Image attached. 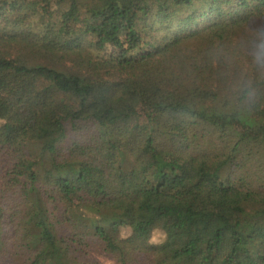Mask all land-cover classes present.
Instances as JSON below:
<instances>
[{"label":"trees","instance_id":"16d2710c","mask_svg":"<svg viewBox=\"0 0 264 264\" xmlns=\"http://www.w3.org/2000/svg\"><path fill=\"white\" fill-rule=\"evenodd\" d=\"M94 245L264 264V0H0V264Z\"/></svg>","mask_w":264,"mask_h":264},{"label":"rangeland","instance_id":"374dc122","mask_svg":"<svg viewBox=\"0 0 264 264\" xmlns=\"http://www.w3.org/2000/svg\"><path fill=\"white\" fill-rule=\"evenodd\" d=\"M162 102L160 100L154 101L150 106H143L141 107L142 117L138 123L139 128H144L149 123V115L157 112L158 108ZM231 126L242 129L237 123L230 124ZM245 130V129H242ZM246 131V130H245ZM251 134L254 135V131H251ZM228 175V169L225 166H222L216 169L213 172V176H218L220 180H223ZM88 258L92 260L95 264H117L115 260L109 256L100 246H95L92 250L88 253Z\"/></svg>","mask_w":264,"mask_h":264}]
</instances>
